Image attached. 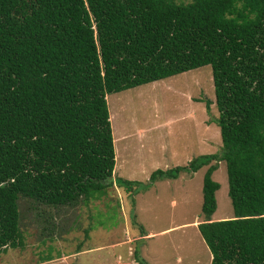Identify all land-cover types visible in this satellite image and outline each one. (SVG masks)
Listing matches in <instances>:
<instances>
[{
  "label": "trees",
  "instance_id": "obj_1",
  "mask_svg": "<svg viewBox=\"0 0 264 264\" xmlns=\"http://www.w3.org/2000/svg\"><path fill=\"white\" fill-rule=\"evenodd\" d=\"M202 66L218 152L118 184L222 161L231 217L209 220L215 165L201 177L208 264H264V0H0V251L21 246L19 198L73 206L112 185L105 95Z\"/></svg>",
  "mask_w": 264,
  "mask_h": 264
},
{
  "label": "rangeland",
  "instance_id": "obj_2",
  "mask_svg": "<svg viewBox=\"0 0 264 264\" xmlns=\"http://www.w3.org/2000/svg\"><path fill=\"white\" fill-rule=\"evenodd\" d=\"M105 104L112 185L100 198L73 206L36 205L19 198L21 246L0 251V264H136L133 251L145 264L209 263L195 228L202 220L201 177L207 166L215 165L210 179L218 187L209 220L231 217L222 161L157 180L135 194L118 184L143 185L154 170L185 166L200 155L218 152L209 67L105 95Z\"/></svg>",
  "mask_w": 264,
  "mask_h": 264
},
{
  "label": "crops",
  "instance_id": "obj_3",
  "mask_svg": "<svg viewBox=\"0 0 264 264\" xmlns=\"http://www.w3.org/2000/svg\"><path fill=\"white\" fill-rule=\"evenodd\" d=\"M83 252H86V251H82V252H80V251L78 252V251H77V252H75L74 254H82ZM85 254H86V253H85ZM138 256H139V255H138ZM138 258H139V259H142L141 257H138ZM209 258H210V257H209ZM131 261H133V260H131ZM45 262H46V261H45ZM45 262H43V263H45ZM133 263H134V261H133ZM135 263L138 264L136 261H135ZM39 264H41V263H39ZM130 264H132V263L130 262Z\"/></svg>",
  "mask_w": 264,
  "mask_h": 264
},
{
  "label": "built area",
  "instance_id": "obj_4",
  "mask_svg": "<svg viewBox=\"0 0 264 264\" xmlns=\"http://www.w3.org/2000/svg\"><path fill=\"white\" fill-rule=\"evenodd\" d=\"M113 264H127V263H120L118 261H115ZM129 264V263H128Z\"/></svg>",
  "mask_w": 264,
  "mask_h": 264
}]
</instances>
